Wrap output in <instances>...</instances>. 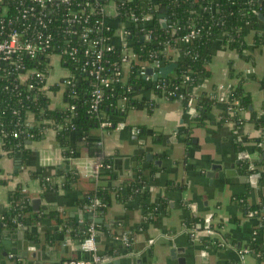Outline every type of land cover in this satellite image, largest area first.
I'll list each match as a JSON object with an SVG mask.
<instances>
[{
    "label": "crops",
    "instance_id": "crops-1",
    "mask_svg": "<svg viewBox=\"0 0 264 264\" xmlns=\"http://www.w3.org/2000/svg\"><path fill=\"white\" fill-rule=\"evenodd\" d=\"M261 13L263 18H256L254 28L245 24L246 47L242 51L222 39L211 44L208 77L195 90L214 93L216 101L202 127L192 123L196 108H187L178 98L158 96L148 88L135 95L137 104L127 109L121 121L124 128L91 132L102 140L101 150L112 162L115 184L140 173L146 181L149 204L165 200L166 207L153 221H144L138 199L120 202L113 197L103 214L82 203L83 193L92 186L82 180L92 175L95 167L84 143L77 144L75 157L67 158L56 143L55 131L47 128L39 140L26 141L25 156L20 151L9 156L0 146V212L9 206V194L17 186L27 192L31 210L27 225L1 229L0 264H65L87 259L88 254L79 247V235L71 229L90 223L98 226L100 264H264V256L239 258L240 247L249 241L253 218L244 216L233 200V195L245 192L247 186L252 187L249 205L261 204L264 196V168L251 185L248 168L242 166L246 159L251 164L258 159L260 131L254 119L261 116L264 121V44L253 40L256 34H264ZM64 73L66 69L54 61L49 82ZM238 83L250 96L251 106L243 112L244 122L235 137L234 123L219 121L222 99ZM61 92L60 88L49 93L50 107L63 106ZM135 128L144 131L135 133ZM148 153L153 157L146 161ZM145 161L147 166H142ZM71 170L82 182L65 189L61 182ZM207 170L213 171L211 181L205 175ZM43 176L50 177L55 187H45L40 181ZM35 197L40 198L38 212L30 203ZM191 217L214 225L212 233L199 231L197 238L190 237L185 220ZM59 219L67 221V228ZM129 234L131 244L127 246L122 237ZM202 236L209 237L211 245H206Z\"/></svg>",
    "mask_w": 264,
    "mask_h": 264
},
{
    "label": "trees",
    "instance_id": "trees-1",
    "mask_svg": "<svg viewBox=\"0 0 264 264\" xmlns=\"http://www.w3.org/2000/svg\"><path fill=\"white\" fill-rule=\"evenodd\" d=\"M150 6V7H149ZM131 12L136 15L149 13L152 19L143 24L129 22L127 16ZM256 12H264V0H130L122 3L120 14L117 17L124 21L128 34L127 45L135 54L130 65L121 72V79L112 82L102 93V100L98 108V116L90 111L91 92L95 86L92 75L82 73L79 70L82 58L68 60L67 66L73 71L72 84L62 88L49 81L40 80L33 75L32 79L22 80L20 73L24 69H34L36 72H46L47 61L39 57L36 60L25 58L22 71L18 70L13 75L0 77V146L7 155H13L19 151L25 156L26 141L39 140L44 130L52 128L55 131L57 145L67 158L78 154L77 144L84 143L87 151L94 156L103 152L96 146L97 138L92 137L91 132L100 129V121H110L113 124L121 122L127 109L135 106V95L142 90L151 89L158 96L162 91L173 90L182 93V103L193 96L197 115L192 118V123L198 127L204 125L207 113L216 101L212 92L197 91L204 79L208 77L207 64L211 59L210 47L213 42L222 39L229 47L242 51L245 47L244 26L250 23L254 28ZM158 15L166 17L163 25ZM142 28L150 30L148 38H144ZM190 31L194 35L188 41L182 38ZM108 34V33H107ZM111 34V33H110ZM254 42L264 44V34H256ZM105 69L109 76L114 77L118 71L120 62V47L115 45L112 50L105 54ZM158 58L161 65L175 63V67L165 76H158L155 80L146 81L139 75L142 66L148 67ZM159 67H156L158 71ZM77 69V71H75ZM5 68L0 70V75L5 74ZM79 70V71H78ZM187 77V79H185ZM46 85V86H45ZM163 85V87H161ZM44 86V88H43ZM61 92L63 106L50 107L49 93ZM196 89V90H195ZM175 98V97H171ZM224 108L220 114V124L225 122L234 123L235 137L240 134V128L244 122L243 112L251 106L250 96L243 90L242 84L233 86L227 96L222 99ZM255 125L260 134L256 139L258 159L252 165L251 172L258 173L264 168V121L256 116ZM28 122L27 124H25ZM144 129L140 128L139 133ZM13 133H17L14 137ZM184 133H189L185 129ZM105 165L95 178L89 175L83 182L90 183L82 195L81 201L90 206L93 199H98L100 205L96 211L104 213L106 206L112 198L120 202L137 200L143 209L145 222L153 221L166 207V202L160 198L157 202L149 204L146 197L145 184L142 174L137 173L134 178L115 184V174L112 170V162L103 155ZM249 161H243L246 168ZM41 183L47 188L55 187L50 177H41ZM80 175L73 170L67 172L62 179L61 186L65 189L73 182H82ZM0 183H3L0 181ZM168 189L171 182L166 183ZM252 191L251 186L246 191L233 195L244 216L252 219L249 241L240 249L248 248L250 254L262 258L264 256V196L259 205L247 203L248 194ZM254 212L253 215H249ZM31 216L29 196L22 187L17 186L9 194V206L0 212V231L3 227L11 228L27 225ZM67 228V221L59 219ZM198 217L187 218L185 226H192L196 222H203ZM87 225L73 226L71 233L79 235L81 241ZM98 231V226L95 225ZM211 230L214 225L210 223ZM76 231V232H75ZM80 233V234H79ZM130 238V234H129ZM201 240L206 245H211V239L202 236Z\"/></svg>",
    "mask_w": 264,
    "mask_h": 264
},
{
    "label": "built area",
    "instance_id": "built-area-1",
    "mask_svg": "<svg viewBox=\"0 0 264 264\" xmlns=\"http://www.w3.org/2000/svg\"><path fill=\"white\" fill-rule=\"evenodd\" d=\"M125 1L130 0H0V70L5 68V74H1L0 77L13 75L18 70L22 71L26 67L23 61L25 58L36 60L42 57L47 61L46 72L24 69L25 73L24 71L20 73V78L25 80L30 75L29 78L32 79L35 75L42 82L49 81L51 67L53 62L57 61L66 69V73L53 83L64 88L72 84L73 76L67 61L82 58L80 72L92 75L95 81L91 92L90 111L98 116L103 90L112 82H118L121 79L122 70L126 69L135 58V54L127 45L126 25L124 21L117 18L120 7ZM127 19L134 24L144 25L152 19V16L149 13L136 15L131 12ZM158 19L161 23H166L167 20L164 15H158ZM142 31V36L148 38L150 30L142 28ZM193 35L194 32L190 31L182 39L188 41ZM115 37L118 38V42L114 41ZM115 45L120 47L121 57L118 71L114 77H111L106 72L104 56ZM160 66L161 60L156 58L148 67L152 68L153 73H157L156 67ZM146 68L142 66L139 75L144 80L151 81L152 73L147 74ZM161 96L184 98L182 93L173 90L162 91ZM194 104V97L189 96L185 106L195 108ZM99 127L102 132H107L120 130L125 126L123 122L113 124L110 121H100ZM133 132L138 133L139 129L135 128ZM13 136L16 137L17 133H13ZM96 146L101 149V139L97 140ZM93 157L95 167L92 175L96 178L98 171L109 165L104 164L101 153ZM247 168L253 170L254 166L249 163ZM257 175L258 173L251 172L249 179L256 181ZM100 204L98 199H93L90 204L91 210L96 211ZM253 214L254 212L249 213V215ZM185 227L192 238H197L199 231L206 234L212 233L210 222L205 220ZM96 236L97 230L94 224H88L84 237L79 242L80 249L88 254V258L70 260L65 264H100L101 256L97 251ZM122 241L127 246L131 244V238L127 235L122 237ZM238 253L240 259L250 254L248 248L240 249Z\"/></svg>",
    "mask_w": 264,
    "mask_h": 264
},
{
    "label": "water",
    "instance_id": "water-1",
    "mask_svg": "<svg viewBox=\"0 0 264 264\" xmlns=\"http://www.w3.org/2000/svg\"><path fill=\"white\" fill-rule=\"evenodd\" d=\"M258 1L261 2L262 0H258ZM256 15L260 19L263 18V14L261 12H256ZM162 24L164 25L165 23H162ZM175 65H176L175 63H169L167 65H161L158 68L157 73H153V70H152L151 67H147L145 71H146L147 74H151L152 73V79L155 80L158 76H165L167 73H169L175 67ZM27 142H29V140H27ZM152 157H153V155L151 153H148V154L145 155V160L146 161L151 160ZM146 161L142 164V166H147V162ZM155 161H158V160H155ZM205 175L207 177H209L210 181H211V179L213 177V171L212 170H207L205 172ZM249 181L251 182V185H254L253 181H251V180H249ZM30 203H31L33 211L38 212L39 211V205H37V204L40 203V198H38V197L32 198L30 200ZM95 221L100 222V221H102V218H96ZM20 228H22V227L20 226ZM3 255H7V252H4ZM110 264H116V262H111Z\"/></svg>",
    "mask_w": 264,
    "mask_h": 264
}]
</instances>
